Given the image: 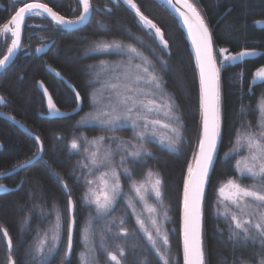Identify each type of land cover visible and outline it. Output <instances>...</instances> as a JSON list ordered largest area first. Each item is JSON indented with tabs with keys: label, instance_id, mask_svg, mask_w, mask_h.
<instances>
[{
	"label": "trees",
	"instance_id": "trees-1",
	"mask_svg": "<svg viewBox=\"0 0 264 264\" xmlns=\"http://www.w3.org/2000/svg\"><path fill=\"white\" fill-rule=\"evenodd\" d=\"M129 1L134 7L125 0H93L98 8L110 6L111 13L97 14L89 33L79 32L84 42L72 45L71 55L76 58L51 63L83 97L79 115L50 121L37 116L41 104L37 82L41 80L56 84V90L49 87L59 93L62 111L69 112L75 106L72 91L43 65L10 69L0 76V95L8 94L18 104L22 113L18 117L44 144L43 158L22 172L20 191L0 195V264H79L82 229L90 217L98 235L97 264H185L183 203L203 127L199 72L178 17L160 0ZM197 2L214 38L222 88L220 149L208 179L203 210L206 264H264V239L249 240L248 235L242 241L236 238L245 233L235 222L236 214L243 220L242 213L233 207L227 209L228 197L223 195L226 189H231L234 196L240 192V185L257 184L256 179L244 176L240 166L244 158H255L257 142L264 135V83L250 89L264 67V0ZM159 30L162 39L158 38ZM101 47L105 52L119 50L126 54L79 58L83 52ZM251 50L257 52L256 57H240V53ZM228 54L236 59L234 63L225 59ZM117 58H133L140 68L135 89L117 91V99L103 100L101 105L120 111L113 119L121 123L80 125L82 115L92 110L89 94L98 87L95 74L100 75L102 65ZM134 96H138L139 112L135 120L124 115ZM159 110L162 119H155L154 124L160 131L149 128V137L143 135L141 131L151 126L150 114ZM10 133V126L1 123L0 172L35 157L39 149L29 134L17 131L13 139ZM101 181L113 185L117 201L109 210L88 197L100 192L101 188L95 187ZM154 182L161 185L159 198L146 195ZM63 183L77 209L74 254L69 261V198ZM260 183L264 185L263 180ZM101 191L97 195L104 197L105 189ZM144 199L148 212L153 208L164 210L163 231L154 228V221L146 217L140 205ZM57 211L63 214L65 225L60 241L55 243ZM4 232L11 239V252ZM40 245L45 248L42 254Z\"/></svg>",
	"mask_w": 264,
	"mask_h": 264
},
{
	"label": "water",
	"instance_id": "water-1",
	"mask_svg": "<svg viewBox=\"0 0 264 264\" xmlns=\"http://www.w3.org/2000/svg\"><path fill=\"white\" fill-rule=\"evenodd\" d=\"M165 7H168L174 16L180 21L182 28H184L187 38L191 43V47L194 53L195 61L197 63V71L199 72V81L201 82L200 89L202 93V134L199 151L196 156L195 165L192 169V173L188 179V183L185 189L184 207H183V248H184V259L185 264H205L204 258V206L206 198V190L208 185V179L212 174V169L216 162V157L219 151L220 144V132H221V82H220V71L216 60V51L214 49V38H212V32L207 26L204 17L200 11L192 5L189 0H160ZM25 12V11H24ZM58 17V16H57ZM23 18L19 15L17 17ZM57 22L65 30H73L79 27L78 23L66 22L64 19L58 17ZM264 25V23H263ZM153 26V24H151ZM158 36L162 39V32L158 31ZM19 41L15 44L13 53L8 57L9 59L0 66V74L10 66V63L14 59L15 53L20 49ZM255 51H245L240 55L241 58L256 57ZM53 75L62 79L66 82L67 87L75 94L78 99V105L71 112L59 110L51 100L49 92L44 88L43 84H39V90L42 91L46 97L47 102V115L48 119L61 120L72 118V116L79 115L82 113L83 99L78 90L61 75L58 71L52 69ZM253 86L264 81V67L254 77ZM45 117V116H43ZM9 118V116H8ZM10 120L24 129L26 132L29 131L22 123L16 121L13 118ZM40 147L39 153L36 157L30 160L28 163L20 166L19 171L29 169L30 166L36 164L44 156V144H42L39 138L35 137ZM16 173V172H14ZM13 173V174H14ZM22 184L16 189L7 188L4 185L0 186V195H8L9 193L20 191ZM66 195L69 198L68 209H69V234H68V245L66 249V261L71 260L73 256L75 246V236L77 228L76 220V205L73 198H70V191L65 183L62 184ZM7 238V245L9 246L10 252L13 250L11 245V239L9 235L4 232ZM14 262L12 261V263Z\"/></svg>",
	"mask_w": 264,
	"mask_h": 264
},
{
	"label": "flooded vegetation",
	"instance_id": "flooded-vegetation-1",
	"mask_svg": "<svg viewBox=\"0 0 264 264\" xmlns=\"http://www.w3.org/2000/svg\"><path fill=\"white\" fill-rule=\"evenodd\" d=\"M111 10L112 9H110V6L108 5L98 8L94 5L93 0H0V66H2L3 63L9 59L8 57L15 49V44L20 39V49L15 53L13 61L4 72L10 69L11 71L14 69H21L26 65L31 66L38 63L43 65L45 71L55 78V80H60L63 82L66 88H68L64 80L58 79L53 75L52 69L57 72L58 70L53 67L51 63H54V61H58V59L62 58H66V60L76 58L77 56L71 55L72 45L84 42L83 40L79 39V32L84 34L89 33L87 30L92 23L91 20L96 17L97 14L104 15L106 12L111 13ZM19 15L23 16V18L18 19L17 17ZM57 16L64 19L66 22L68 21L72 23H78L82 21L83 23L79 24V27L67 31L59 25L57 22ZM61 54H64L65 57H60ZM124 54H126L125 51L123 52L119 50L113 52L106 50L105 52L103 47H101L100 49L97 48L95 50H91L90 53L83 52L79 58ZM3 74L4 73L0 74V76ZM40 83H42L44 88L49 92L51 100H53L56 107L60 110L61 100L59 93L53 92L52 90H56V84H53V80L48 81V83L41 80L37 82V90H39ZM68 83L71 82L68 81ZM262 83H264V81L258 83L257 85L260 86ZM49 85L52 86V89H50ZM256 86H253L252 84L250 89L252 90ZM68 90L71 89L68 88ZM71 93L75 99V106L72 109H75L78 105V99H76V96L73 92ZM90 94L89 101L91 102ZM39 96L41 104L37 109V116L39 115V117L50 121L52 119L47 118V115H49V111H47L48 100H46V97L41 90H39ZM262 98L264 100V93ZM262 98L261 102H263ZM67 99L70 100L69 98ZM81 99H83L82 96ZM263 112L264 109L261 113ZM19 114L22 113L18 110V104L12 101L8 94L3 96L0 95V124L5 123L10 126L12 134L10 133L9 135L14 139V135H16L18 131L23 134H29L33 138L37 137L30 131L27 123H24L23 119L18 117ZM10 118L22 123L27 129H29V131L26 132L18 125L16 126V124H14ZM262 119L264 120V118ZM36 144H38L37 140ZM39 149L37 154L39 153ZM0 152H3V146L1 143ZM35 157L29 158V160L26 159L24 162H21L18 166L14 167V169L8 170V172H0V186L4 185L8 189H16L19 187L24 181V178L21 177L24 170L19 172L17 171L21 165L28 163ZM20 158L22 159V157Z\"/></svg>",
	"mask_w": 264,
	"mask_h": 264
},
{
	"label": "rangeland",
	"instance_id": "rangeland-1",
	"mask_svg": "<svg viewBox=\"0 0 264 264\" xmlns=\"http://www.w3.org/2000/svg\"><path fill=\"white\" fill-rule=\"evenodd\" d=\"M126 2L130 3L132 7H134V4L131 3L129 0H125ZM193 6H195L198 10H201V5L197 2V0H189ZM145 26H147L146 22H143ZM160 31V30H159ZM159 38V37H158ZM225 59L231 63H234L236 60L233 58L232 55L225 56ZM105 65V63H103ZM140 71V68L136 65V63L133 62V58L131 61H126L123 59L117 58L114 59L111 62H108V64L105 65V67L102 65V72L99 75L98 73L95 74L98 76L97 78V88L93 90L90 94L91 98V111L87 114L82 115V117L79 120L80 125H89V126H107V125H114L116 126L117 121H115L114 115L119 113L120 111H117L116 109H113L110 106H101L103 103V100L106 101L109 98H112L113 100L117 99V93L121 90V93L125 89H129L130 91L135 89L137 85V73ZM118 91V92H117ZM120 93V92H119ZM130 96V95H128ZM138 96H134V101L131 102L128 106L129 109H127L124 112V115L136 119L137 116H139L138 112V102H136ZM222 97V95H221ZM131 100H133V97H131ZM221 100V98H220ZM107 103V102H105ZM221 104V101H220ZM264 105V104H263ZM99 107V108H98ZM137 111V113H136ZM156 111L152 112L150 114V117L152 118L150 121L151 126L146 127V130H142L145 136L149 137V128L152 129H158L155 124L154 120H160L162 117H159L160 114H162L161 110H159L158 113H155ZM136 113V114H135ZM264 113V112H263ZM221 114V110H220ZM264 118V114H263ZM119 121L117 123L120 124ZM154 124V125H153ZM264 124V123H263ZM264 128V125H263ZM159 130V129H158ZM160 131V130H159ZM264 134V133H263ZM257 148L255 149L254 157L255 158H244L241 162L240 168L242 169V173L245 177L254 178L257 181L256 186H245L240 185V192L238 194H234L232 196V190L229 191L223 190V195L227 198V209H231L232 207L235 210H238L242 213L243 220L241 221L240 214H236V224L239 225V228H243L244 235H241V233L237 234L236 238L239 241H242V239H245L248 235L249 240H256L260 241L264 239V185H260L261 181H264V135L259 138V141L257 142ZM260 159V160H259ZM252 160H255L256 164L252 162ZM113 179L112 177L110 178ZM111 181L99 183L95 187L101 188L100 192L97 191L96 195L99 193H102V189H105L104 197L100 195H93L95 194H88V197L93 198V202L95 204H99L101 208L105 210H109L112 208L116 203V198L113 197V185L110 184ZM160 184L159 183H152V187L147 190L146 195L150 197H160ZM243 188V189H242ZM237 189V188H236ZM121 191L119 189L118 193ZM238 192V191H237ZM236 192V193H237ZM117 193V194H118ZM122 194V193H121ZM91 200V201H92ZM116 200V201H115ZM147 201L141 200L140 205L144 207V212L146 214V217L149 218L150 222L154 221V225L157 230L163 231L164 230V222L166 220L165 212L163 209L160 208H153L152 213L148 212L147 208ZM63 214L60 212H56V218L55 223L53 224V232L56 234V238L54 236L53 241L56 243L60 241L63 232L62 229L65 225V221H63L62 218ZM93 220L92 217H90L89 222L85 225V228L82 229V235H81V243L82 248L80 250L79 255V264H97L96 263V255L97 253V247L96 246V239L98 235L94 232L93 228ZM151 224V223H150ZM149 224V226H150ZM150 228V227H149ZM60 243L57 244V249L59 248ZM44 246H46L44 244ZM44 246L39 248L40 254H42L45 250ZM52 251V250H51ZM204 258H205V252H204ZM205 264H206V258H205Z\"/></svg>",
	"mask_w": 264,
	"mask_h": 264
}]
</instances>
